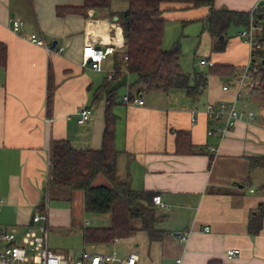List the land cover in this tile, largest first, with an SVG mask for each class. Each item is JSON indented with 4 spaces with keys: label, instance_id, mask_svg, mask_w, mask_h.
<instances>
[{
    "label": "crops",
    "instance_id": "0c3cea01",
    "mask_svg": "<svg viewBox=\"0 0 264 264\" xmlns=\"http://www.w3.org/2000/svg\"><path fill=\"white\" fill-rule=\"evenodd\" d=\"M258 1L214 0L213 7L250 13ZM83 2L0 0V228L13 229L19 241L33 226V214L45 211L48 247L72 258L82 250L105 252L97 245L123 243L120 256L133 251L140 264H264V218L256 235L247 228L250 216L264 203L260 187L264 181L259 180L264 179V169H249V158L264 155V93L242 88L246 81L240 86L238 78L252 57L249 44L238 34L242 28L231 26L216 38L205 22L209 7L162 4V44L169 45L163 46L179 44L184 33H193L190 25L201 24V37L211 44L210 55L203 59L211 63L200 64L201 58L199 65L231 66L233 75L219 77L195 68L191 73L184 71L179 45L178 64L190 75V84L195 74H207L205 85L192 96L184 88L138 92L135 86L129 88L135 74L122 65L115 67L116 58L123 55L124 40L111 13L125 8V3L115 1L110 9H82ZM16 18L22 25L14 31L11 21ZM30 33L43 39L50 51L29 42ZM220 40L224 43L218 44ZM87 42L115 47L102 61L100 72L80 65V52ZM117 69L108 80L107 74ZM113 83H121L117 101L110 107L116 118V173L119 179H128L133 191L160 196L163 207L152 202L160 217L156 228L164 231L158 240L149 241L144 232L135 240L86 243L83 230L95 225L86 217L82 192L49 185L53 141L67 140L75 148H101L104 87ZM224 84L228 85L225 90ZM126 93L141 97L143 104L124 103L121 97ZM222 101L234 103L241 114L229 133L217 139L206 131L223 126L226 117L210 121L205 108L208 102ZM83 108L89 110V117L79 123ZM179 131L188 134L192 152H176ZM210 145L216 147L214 152L208 151ZM103 216L96 214L95 220ZM103 222L110 223L109 215ZM184 232L186 240L179 243ZM227 248L240 253L227 259Z\"/></svg>",
    "mask_w": 264,
    "mask_h": 264
},
{
    "label": "trees",
    "instance_id": "16d2710c",
    "mask_svg": "<svg viewBox=\"0 0 264 264\" xmlns=\"http://www.w3.org/2000/svg\"><path fill=\"white\" fill-rule=\"evenodd\" d=\"M115 1H123L125 8L115 10L111 16H117L118 25L122 28V57L116 58L115 67L123 65V56H127L125 69L135 74L129 85L137 87L138 92L151 89L184 88L189 96L194 95L206 83L207 74H195L194 83L190 84V75L179 67V44L170 49L162 48V34L165 11L162 4L180 3L189 7L207 6L206 25L212 36L219 38L231 26L246 28L249 24V12L215 9L214 0H84L82 9H110ZM263 7L259 12H263ZM258 14V13H257ZM257 17H259L257 15ZM264 25V22H263ZM260 47L253 48L248 67L249 81L244 87L249 91L264 93V29L258 37ZM217 43H224L220 40ZM216 43V44H217ZM4 63V62H2ZM234 69L227 65H213L207 73L219 77H231ZM114 84V83H113ZM121 83L106 84V105L104 109V131L101 148H78L67 140L53 141L50 148L49 185L70 191L82 192V204L88 213L107 214L110 218L108 226L86 227L83 230L86 243L109 244L113 239L130 238L138 230L146 233L149 241L158 240L164 231L156 228L160 217L155 214L151 197L153 193L133 191L128 179H119L116 173L118 152L115 150L114 123L115 116L110 107L116 99V91ZM186 132H176V152H192ZM187 144V146H185ZM264 169V155L249 158V169ZM107 180L106 185H94L96 177ZM264 190V182L260 185ZM152 203V204H151ZM247 223L250 234L256 235L261 229L264 218V203H260Z\"/></svg>",
    "mask_w": 264,
    "mask_h": 264
},
{
    "label": "built area",
    "instance_id": "2783aa9c",
    "mask_svg": "<svg viewBox=\"0 0 264 264\" xmlns=\"http://www.w3.org/2000/svg\"><path fill=\"white\" fill-rule=\"evenodd\" d=\"M263 1L264 0H259L250 10L248 26L240 29L238 32L239 36L249 44L250 50L260 47L258 37L264 29V10L263 12H259V10L263 7ZM257 15L259 17H257ZM21 25L22 21L20 19H12L11 27L14 31L19 30ZM27 39L37 46H43L47 52L50 51V48L36 33H30ZM114 50L115 47L112 45L100 47L87 42L80 52V65L83 68L89 67L92 70L100 72L102 71V61L112 55ZM126 61L127 56L125 55L123 56V69H125ZM199 63L210 64L211 62L201 59ZM117 71L118 69L110 71L107 74V79H113ZM248 79V69H245L238 78L240 86L244 81H249ZM222 88L225 90L228 88V85L224 84ZM121 99L126 104H143V99L141 97L133 96L132 98L128 93L124 94ZM205 111L207 119L210 121H218L223 115L226 117L223 126L215 125L208 127L206 131L207 136H213L217 139H221L229 133L241 114L239 110H236L234 103L226 101L219 103L208 102ZM79 115L78 122L83 123L89 117V110L83 108L79 112ZM249 115L251 116L252 114L249 113ZM215 149L216 147L212 145L208 147V151L214 152ZM250 192H253V189H250ZM151 200L160 207L164 206L160 196L157 194L153 195ZM2 204L3 200L0 198V208ZM46 219L47 216L45 211L40 213L35 212L31 217L33 226L31 225L20 235L21 238L19 241H17V236H15V231L13 229L0 228V264H140L137 253L133 251H128L120 256L116 250L112 252L82 250L76 258H72L65 253L57 252L48 247ZM204 229L205 231L209 230L207 227H204ZM186 237L187 232L182 233V235L178 237L179 243H183ZM118 240L119 239L115 238L112 242H117ZM239 253L240 251L238 249L227 248L224 256L228 259L237 256ZM178 262H180V260H178Z\"/></svg>",
    "mask_w": 264,
    "mask_h": 264
},
{
    "label": "rangeland",
    "instance_id": "374dc122",
    "mask_svg": "<svg viewBox=\"0 0 264 264\" xmlns=\"http://www.w3.org/2000/svg\"><path fill=\"white\" fill-rule=\"evenodd\" d=\"M191 27V28H190ZM190 29L193 31V33H191L190 35L185 34V37H182L180 39V52H181V58H180V66L183 68L184 71L186 72H193V68H195L197 71L201 70L203 72L208 71V67H204V66H200L198 61L199 59H203L206 58L210 55V48H211V44L209 45V42H207L206 39H204L203 37H201L202 35V27L201 24H193L192 26L190 25ZM187 29V30H190ZM188 33V32H187ZM164 44V42H163ZM162 44V47L165 48ZM174 44V43H173ZM173 44H171V47L173 46ZM165 45V44H164ZM165 46H169V45H165ZM169 48H165V49H170ZM260 181H264V179H259ZM253 183L257 184L256 181H254ZM94 185H106L107 184V180H105L104 177L102 176H98L96 177V179L93 181ZM81 195V199H82V193ZM86 217L87 219H93V223L91 226L95 225V226H105L108 225V222H103L105 220V218H108V215L105 214V216H103L102 218L104 219H99V221H96V214H89L86 213ZM138 233L140 235H144V232H142L141 230H138L136 232L135 235H133L130 238H126L129 240H135V236L138 235ZM115 245V246H114ZM114 245H97L96 248L99 249H103V251L105 252H112L113 250H116L118 255H121V251H123V243H119V244H114Z\"/></svg>",
    "mask_w": 264,
    "mask_h": 264
},
{
    "label": "water",
    "instance_id": "95a60500",
    "mask_svg": "<svg viewBox=\"0 0 264 264\" xmlns=\"http://www.w3.org/2000/svg\"><path fill=\"white\" fill-rule=\"evenodd\" d=\"M113 19H114V21H116V19H117V16L115 15V16L113 17Z\"/></svg>",
    "mask_w": 264,
    "mask_h": 264
}]
</instances>
